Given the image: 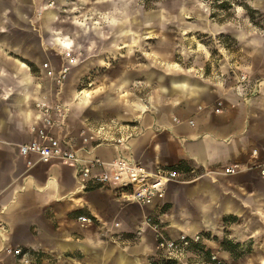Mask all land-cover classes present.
Here are the masks:
<instances>
[{"label": "crops", "instance_id": "0c3cea01", "mask_svg": "<svg viewBox=\"0 0 264 264\" xmlns=\"http://www.w3.org/2000/svg\"><path fill=\"white\" fill-rule=\"evenodd\" d=\"M28 4L0 0V210L5 221L0 264H22L7 250L18 246L32 251L30 264H140L142 253L154 244L152 229L144 222L147 215L160 220L171 236L204 230L235 241L248 239L254 251H264V174L258 166L264 163V77L248 70L246 83L236 74L230 80L216 75L218 81L209 84L201 69H194V74L192 68L166 71L160 78H147L158 82L150 102L119 97L125 108L103 120H87L89 115L83 114L96 107V89L73 92L70 103L87 134L98 133L105 124L111 135L108 141L98 136L83 141L63 118L54 132L83 156L110 160L122 153L150 169L174 167L184 172L185 181L169 183L164 199L145 206L123 203L108 187L83 188L75 165L43 162L36 153L23 157L19 145L33 139L31 125L40 122L35 103L48 98L49 44H56L53 52L60 60L66 50L81 57L80 53L94 56L111 48L127 60L133 48L124 46L126 38L112 37L107 29L113 26L105 22L103 34L82 33L75 41L65 35L51 40L27 36ZM253 6L264 11L261 0ZM45 7V18L56 14V7ZM83 26L77 23L81 32ZM135 54L140 56L137 46ZM137 64L135 72L121 70L122 79L137 81L128 76L142 74ZM118 138L122 143H116ZM254 149L258 155H253ZM232 164H239L241 171L224 173ZM79 215L93 222L82 223ZM135 232L138 239L130 240Z\"/></svg>", "mask_w": 264, "mask_h": 264}, {"label": "rangeland", "instance_id": "374dc122", "mask_svg": "<svg viewBox=\"0 0 264 264\" xmlns=\"http://www.w3.org/2000/svg\"><path fill=\"white\" fill-rule=\"evenodd\" d=\"M27 1V36L51 40L65 35L75 41L82 33L88 37L103 34L101 25L105 22L113 26L107 29L112 31V37L126 38L124 46L133 48L127 60L118 58L114 48L112 52L102 51L94 56L80 53L81 57L77 52L68 55L65 51L60 60V56L54 55L58 49L56 44L47 46L48 65L52 71L47 77V97L64 103L72 133H80L82 140L88 134H82L84 125L70 102L73 92L83 87L96 89L93 92L94 111L89 109L83 114L89 115L87 120H103L116 116L125 108V102L119 97L131 103L136 100L150 102L153 86L156 84L157 91L158 82H149L147 78H160L166 71L192 68L194 74V69H201L209 84L218 81L216 75L230 80L248 70L259 79L264 77V11L253 6L257 0H56L54 6L45 5V9L57 8L56 14L47 18L42 13L44 0H23L26 4ZM77 23L84 25V32ZM136 46L141 57H136ZM69 57H75V62L71 64ZM135 63L142 67V74L128 75L137 78L130 83L125 77L122 79L119 72L125 68L135 72ZM65 67L68 69L62 71ZM83 67V74H77ZM129 84L130 91L126 88ZM130 95L142 99H128ZM151 223L166 236H171L157 218L152 217ZM151 229L154 244L152 249L142 253L140 264H264V251H254L248 239L235 241L227 234L204 230L199 232L201 238L188 252L168 257L157 247L155 230ZM138 236L135 232L129 239L137 240Z\"/></svg>", "mask_w": 264, "mask_h": 264}, {"label": "built area", "instance_id": "2783aa9c", "mask_svg": "<svg viewBox=\"0 0 264 264\" xmlns=\"http://www.w3.org/2000/svg\"><path fill=\"white\" fill-rule=\"evenodd\" d=\"M47 6H54L56 0H44ZM42 5V7H43ZM65 52V51H64ZM68 55L71 51L66 50ZM72 63L75 62V57ZM71 63V61H69ZM71 63V64H72ZM45 66H48L46 64ZM65 67L62 71H66ZM61 71V74H62ZM49 73H52L49 70ZM249 79V73L242 71L239 74L241 83H246ZM219 105L221 102L218 103ZM40 112V122L31 125L34 133L32 140L20 143L19 152L23 157H28L32 153L38 154L39 160L43 162L62 161L73 164L78 169L79 178L83 188L90 185H99L112 189L116 197L123 203H138L141 206L149 205L157 200L164 199L169 183L173 181H185L184 172L174 167H157L150 169L131 156L119 153L110 160H104L101 157L88 158L83 156L78 149L73 148L66 139L59 137L54 129L65 118L66 107L64 103L53 99H40L35 103ZM217 112L220 108L216 109ZM193 123V121H191ZM117 124V123H114ZM110 131L107 125H102L99 132L84 136V141H90L95 136L108 141ZM87 133L83 129L82 134ZM123 139H116V143H122ZM88 152V147L83 148ZM253 155H258V150H253ZM30 162V161H29ZM261 166V172L264 174V163ZM241 171L239 164L227 165L224 173L234 174ZM78 220L82 223L93 222L87 215H79ZM152 217L147 215L145 223L153 227L156 235V244L162 249L168 257H177L188 252L193 245L201 238L199 232L194 234L180 233L176 236H166L162 229L151 223ZM5 226L0 210V229ZM9 253H12L22 264L32 262V251L27 247H8Z\"/></svg>", "mask_w": 264, "mask_h": 264}, {"label": "bare ground", "instance_id": "6f19581e", "mask_svg": "<svg viewBox=\"0 0 264 264\" xmlns=\"http://www.w3.org/2000/svg\"><path fill=\"white\" fill-rule=\"evenodd\" d=\"M68 59H69V61H71V63H72L73 58H68Z\"/></svg>", "mask_w": 264, "mask_h": 264}]
</instances>
